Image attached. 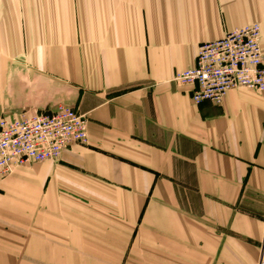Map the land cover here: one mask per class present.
I'll return each instance as SVG.
<instances>
[{"label":"crops","instance_id":"obj_1","mask_svg":"<svg viewBox=\"0 0 264 264\" xmlns=\"http://www.w3.org/2000/svg\"><path fill=\"white\" fill-rule=\"evenodd\" d=\"M264 0H0V118L75 110L85 146L0 181V264H264V93L173 82Z\"/></svg>","mask_w":264,"mask_h":264},{"label":"built area","instance_id":"obj_2","mask_svg":"<svg viewBox=\"0 0 264 264\" xmlns=\"http://www.w3.org/2000/svg\"><path fill=\"white\" fill-rule=\"evenodd\" d=\"M260 26L250 24L198 45L192 68L173 82L188 88L195 105H220L228 91L245 88L264 93ZM87 121L75 110L0 118V181L21 168L58 162L64 151L87 145Z\"/></svg>","mask_w":264,"mask_h":264},{"label":"rangeland","instance_id":"obj_3","mask_svg":"<svg viewBox=\"0 0 264 264\" xmlns=\"http://www.w3.org/2000/svg\"><path fill=\"white\" fill-rule=\"evenodd\" d=\"M122 264H126V263H122Z\"/></svg>","mask_w":264,"mask_h":264}]
</instances>
